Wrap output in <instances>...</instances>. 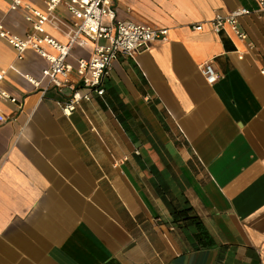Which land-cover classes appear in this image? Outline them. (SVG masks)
<instances>
[{"label":"crops","instance_id":"1","mask_svg":"<svg viewBox=\"0 0 264 264\" xmlns=\"http://www.w3.org/2000/svg\"><path fill=\"white\" fill-rule=\"evenodd\" d=\"M0 0V27L32 34L25 9ZM246 34L206 23L236 9ZM255 0H114L116 20L165 28L166 40L118 57L104 94L66 117L68 93L40 90L46 61L0 39V264H264V12ZM46 34L65 44L62 7ZM203 28L193 30L194 25ZM43 50L53 53L47 45ZM92 45L73 46L68 76ZM213 65L216 82L201 74ZM77 86V85H76ZM190 208L201 224L172 220ZM204 244V246H201ZM208 245V246H207Z\"/></svg>","mask_w":264,"mask_h":264},{"label":"built area","instance_id":"2","mask_svg":"<svg viewBox=\"0 0 264 264\" xmlns=\"http://www.w3.org/2000/svg\"><path fill=\"white\" fill-rule=\"evenodd\" d=\"M9 9L18 10L22 0H8ZM45 11L26 8L25 18L32 25V34L26 39L8 35L0 27V39L17 53L22 59L24 51L31 49L46 61V66L38 78L24 76L26 81L36 89L66 91L68 99L61 104L63 114L68 117L82 102H89L93 95L104 94V80L112 70V63L118 57H133L137 51L153 42L166 40L165 28H152L138 25L131 21L116 20L114 0H43ZM257 13L264 12V0H255ZM62 6L77 22L73 23L65 44L59 43L44 31V24L50 22L51 13ZM253 13L248 9H236L228 15H216L206 23L210 30L217 34L230 31L237 39L245 40L246 34L238 28V20ZM203 24L194 25L193 30L200 31ZM92 45V54L88 60L76 63L77 86L71 85L68 76L72 68L67 64L71 47L83 48ZM42 45L49 46L53 53L43 50ZM201 74L208 85L216 82L217 73L213 65L207 63L201 67ZM4 72L0 71V83ZM0 101L16 104V100L5 93L0 87ZM6 122L0 112V123Z\"/></svg>","mask_w":264,"mask_h":264},{"label":"trees","instance_id":"3","mask_svg":"<svg viewBox=\"0 0 264 264\" xmlns=\"http://www.w3.org/2000/svg\"><path fill=\"white\" fill-rule=\"evenodd\" d=\"M192 210L190 208L187 209H178L175 207H172L170 210V214L172 216V220L176 224H183V226H194L198 233L195 235L196 238L201 240V234H203L201 224L198 222L195 216H191L190 212ZM201 246H204V244H201ZM208 246V245H207Z\"/></svg>","mask_w":264,"mask_h":264}]
</instances>
